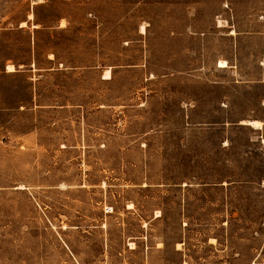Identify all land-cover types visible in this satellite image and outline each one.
<instances>
[{
    "label": "rangeland",
    "instance_id": "374dc122",
    "mask_svg": "<svg viewBox=\"0 0 264 264\" xmlns=\"http://www.w3.org/2000/svg\"><path fill=\"white\" fill-rule=\"evenodd\" d=\"M252 118L264 0H0V264H264Z\"/></svg>",
    "mask_w": 264,
    "mask_h": 264
},
{
    "label": "bare ground",
    "instance_id": "6f19581e",
    "mask_svg": "<svg viewBox=\"0 0 264 264\" xmlns=\"http://www.w3.org/2000/svg\"><path fill=\"white\" fill-rule=\"evenodd\" d=\"M31 17H32V14H31ZM225 21H226V20H225ZM219 22H220V24H219L220 26H226L225 24H223V23H224L223 19H222V20H219ZM24 23H25V22H24ZM227 24H228V23H227ZM142 29H144V26L142 27ZM235 33H236V30L233 29L232 32H231V34H235ZM220 65H221V66H226V65H227V61H226L225 59H221V60H220ZM7 69H8V70H14V66H13V64H8ZM105 74H106L107 76H111V69H110V68L107 69V70L105 71ZM243 123L248 124V125H250V126H253V127H255V128H258V129L263 128V126H264V121L261 120V119H256V118L245 119V120H243Z\"/></svg>",
    "mask_w": 264,
    "mask_h": 264
}]
</instances>
